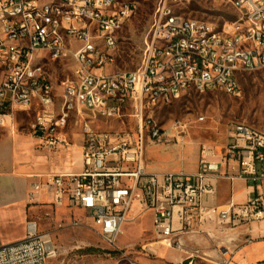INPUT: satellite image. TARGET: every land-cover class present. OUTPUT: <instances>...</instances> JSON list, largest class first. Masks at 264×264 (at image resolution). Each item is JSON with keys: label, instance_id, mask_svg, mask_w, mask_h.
Wrapping results in <instances>:
<instances>
[{"label": "built area", "instance_id": "2783aa9c", "mask_svg": "<svg viewBox=\"0 0 264 264\" xmlns=\"http://www.w3.org/2000/svg\"><path fill=\"white\" fill-rule=\"evenodd\" d=\"M177 1L157 0L141 65L126 71L110 66L116 34L136 13L138 0H0V126L15 110L35 105L33 132L51 150L67 144L63 129L71 117L80 122V171L36 175L28 199L36 202L46 191L53 209L83 210L110 247L117 246L124 223L145 212L152 213L158 243L174 249L182 248L176 234L204 223L233 226L264 218L261 196L224 207L203 199L214 193L215 176L264 181V129L231 122L222 148L199 145V169L192 173L145 167L146 136L167 139L155 109L191 89L239 96V76L264 67V0H226L237 18L222 25L176 13ZM1 12H10V19H1ZM166 36H173V44H166ZM64 57L72 61L71 75L54 86L43 60ZM124 117L132 130L94 127L100 118L125 125ZM171 128L178 141L185 124L176 121ZM68 225L78 227L81 220L74 217ZM61 226L58 221L55 228ZM53 254L50 232L28 219L22 239L0 246V264H48ZM194 256L174 264H192Z\"/></svg>", "mask_w": 264, "mask_h": 264}, {"label": "rangeland", "instance_id": "374dc122", "mask_svg": "<svg viewBox=\"0 0 264 264\" xmlns=\"http://www.w3.org/2000/svg\"><path fill=\"white\" fill-rule=\"evenodd\" d=\"M157 0H138L136 13L129 18L117 32V52L110 70H135L142 62L143 40L153 20V13ZM176 13L185 17L203 20L222 25L225 22L236 20V9L226 0H180L173 4ZM44 69L54 86L71 75L72 61L69 57L59 60L45 59ZM241 93L239 96H230L221 90L211 91L189 90L168 105L159 107L153 112L156 122L165 130L167 139L162 142L151 141L149 136L145 139L144 160L150 169L159 171H175L178 168H188L194 152L202 143H208L216 147L223 146L229 139V127L231 122L241 121L256 128L264 129V67L254 72L243 73L239 76ZM59 92V89H57ZM57 99V105H58ZM38 111L33 106L27 111L15 110L12 126L34 136L32 123ZM199 117L201 120H199ZM180 121L185 124L179 140H175L176 131L172 124ZM125 125H120L115 120L100 118L95 121L97 129H127L134 128L129 117H124ZM4 132L5 128L0 126ZM67 144L55 149H45L36 139L34 149L41 156L45 165H52L59 159L66 161L69 158L71 170L79 172L78 150L81 133L80 122L71 117L63 129ZM62 161V162H63ZM62 172L53 168L47 174ZM69 212L74 217L80 218L81 225L71 227ZM81 209L57 208L50 212V216L40 213V220L45 224L40 228L49 231L54 244V254L48 258V264H173L152 255L144 243L148 236L137 235L140 229L149 227V215L137 217L129 225L124 227L117 246L106 245L99 235L90 227V221L85 217ZM62 217V218H61ZM61 220V228H55ZM238 225H223L226 228L238 227ZM20 226L12 227L1 232L2 237H14L23 235ZM215 247V246H214ZM195 248L193 254L198 255ZM203 250L199 252L201 254ZM205 252V250H204ZM205 259L207 256H202ZM202 258H196L195 264H215Z\"/></svg>", "mask_w": 264, "mask_h": 264}, {"label": "crops", "instance_id": "0c3cea01", "mask_svg": "<svg viewBox=\"0 0 264 264\" xmlns=\"http://www.w3.org/2000/svg\"><path fill=\"white\" fill-rule=\"evenodd\" d=\"M6 121L7 126L4 127V132L0 130V234L14 226H20L24 233L14 237L0 236V246L22 239L28 219L40 220L41 212L45 215L55 210L50 204V197L46 191L41 193L38 201L33 203L29 201L28 192L31 183L38 180L36 175H46L53 168L62 172L71 170L68 157L65 158L66 161L59 159L52 165L42 163L41 156L34 149L38 136L15 130L11 123L13 116L12 119L7 118ZM81 144L82 137L80 145L77 146L79 171L82 166ZM223 146L214 147L220 149ZM198 161L199 154L195 151L188 168L181 167L175 171L195 172L199 169ZM145 167L151 172L159 171L150 169L146 162ZM221 170L224 168L221 167ZM211 182L214 185V193L203 195L207 205L224 207L230 201L244 203L256 196L264 199V181L253 183L241 178L227 179L215 176L212 177ZM146 215H149L150 226L140 229L137 235L148 236L144 247L164 262L173 264L180 260L186 262L193 254L190 248L199 247V249H194L198 251V255L193 257L192 264L196 263V258L205 259L202 256H207L209 259L205 260L215 264H220L225 258L230 259L229 264H264V218L234 228H226L215 222L204 223L189 234H176L175 238L181 241L182 248L174 249L158 243L152 231V213L145 212L138 217ZM61 218L59 221L62 220ZM72 218L74 215L69 212V221ZM134 220L125 222L123 230ZM39 226L42 228L45 224L40 222ZM201 249L203 252L200 254Z\"/></svg>", "mask_w": 264, "mask_h": 264}, {"label": "bare ground", "instance_id": "6f19581e", "mask_svg": "<svg viewBox=\"0 0 264 264\" xmlns=\"http://www.w3.org/2000/svg\"><path fill=\"white\" fill-rule=\"evenodd\" d=\"M1 19H10V12H1ZM166 44H173V36H166Z\"/></svg>", "mask_w": 264, "mask_h": 264}, {"label": "water", "instance_id": "95a60500", "mask_svg": "<svg viewBox=\"0 0 264 264\" xmlns=\"http://www.w3.org/2000/svg\"><path fill=\"white\" fill-rule=\"evenodd\" d=\"M41 133L40 132H38L36 135H40Z\"/></svg>", "mask_w": 264, "mask_h": 264}]
</instances>
